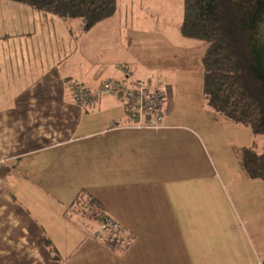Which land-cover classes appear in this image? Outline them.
<instances>
[{"label":"crops","instance_id":"1","mask_svg":"<svg viewBox=\"0 0 264 264\" xmlns=\"http://www.w3.org/2000/svg\"><path fill=\"white\" fill-rule=\"evenodd\" d=\"M9 1L0 0L8 19L0 17V264H256L264 257V179L250 178L241 161L244 148L262 150L263 138L211 112L228 126L225 155L210 130L181 121L175 70L189 61L201 67L204 44L199 55L186 45L173 77L153 80L155 70L123 46L128 30L96 28L122 0L85 30L79 21ZM112 35L123 50L108 58ZM88 36H98L88 40L98 54L78 43ZM123 61L126 72L115 66ZM139 78L167 94L157 129L133 126L114 93L78 104L69 87L72 80L94 90L105 80ZM204 140L220 171L204 154ZM81 192L128 233L123 247L107 249L91 234L99 219L71 209Z\"/></svg>","mask_w":264,"mask_h":264},{"label":"trees","instance_id":"2","mask_svg":"<svg viewBox=\"0 0 264 264\" xmlns=\"http://www.w3.org/2000/svg\"><path fill=\"white\" fill-rule=\"evenodd\" d=\"M12 1L77 20L84 30L111 16L117 7L116 0ZM179 32L204 44L201 69L206 105L264 140V0H182ZM241 161L250 178L264 179V145L260 152L244 148ZM71 208L99 222L103 215L100 203L82 192ZM122 230L124 245L129 235Z\"/></svg>","mask_w":264,"mask_h":264},{"label":"rangeland","instance_id":"3","mask_svg":"<svg viewBox=\"0 0 264 264\" xmlns=\"http://www.w3.org/2000/svg\"><path fill=\"white\" fill-rule=\"evenodd\" d=\"M2 1L3 4H9L7 2H10L9 0ZM122 2V4L121 1L119 2L120 7L116 12V15L112 18L110 17L111 19H108V21H103L105 23L102 22L99 25H96V28L100 29L102 26L116 30L123 28L125 32L128 30L127 35L124 34L121 36V38L125 37L123 46L126 49L129 48L130 50H133L134 53L137 52L142 61L149 64L152 69L155 70V73L159 76L156 75V77H153V80L161 77L162 73L166 75L164 76L166 77L164 80L173 77L169 71L171 67H173L174 63H180L179 60H175V56L187 51L186 45H189L188 49H192L193 53H198L197 55L201 52L199 44L202 43L200 41L184 38L177 31V23L179 22L178 19L181 18L182 15V0H122ZM0 17H2L1 19H3V21L8 20L6 16L3 18V15H1ZM138 32H140L142 40L137 42L135 39L136 33ZM91 37L98 36H88L79 39L78 43L83 42V48H89L94 54H98V48L94 45V43L88 42ZM111 38H113L112 43L106 46L108 58L118 56L119 49L123 50L121 45L116 44L117 36L112 35ZM118 39H120V36H118ZM64 41L71 40L64 39ZM195 44L197 45L196 47L194 46ZM145 48H149L157 56V58H148L144 54ZM103 49L104 47L102 46V50ZM126 49L124 51L125 53L127 52ZM166 54V57H161V55L165 56ZM118 63V65H115L117 69L122 63L124 65H129V63L125 61ZM196 63L198 64V62ZM182 64L186 65L185 69L181 72H177V69L175 70V73L178 74V76H176V79L178 80L176 103L178 107L182 106L184 109V113L181 115V121L186 122L187 124H200L204 126V128L210 130V133H213L214 137L217 139L220 150L227 155L230 153L229 149L232 148L228 141L230 136L228 135V126L224 125L222 121L214 119V116H217L213 114L217 113H214V111L206 105V102L200 93L202 69L200 66H193L192 61L182 62ZM139 79L148 80L147 78ZM83 85L87 87L84 83ZM152 85H154V83H152ZM198 132L203 137L201 131L198 130ZM204 136H206V134ZM206 140H204V148L206 150L204 151V154H208V156L212 158L214 172H217L218 170L220 171V165L216 159H214L215 155L213 150L209 144H207L208 142ZM201 167L202 166H200V168ZM197 170H199V164L197 166ZM204 171H206L205 168ZM220 174L222 175V172H220ZM220 181L221 187L227 185L224 184V180L222 178ZM224 208L225 206L221 204V214H224ZM91 222L94 223L95 220L91 219ZM99 223L97 227L99 226ZM91 234L96 236L94 234V230ZM101 236H104V234L102 233Z\"/></svg>","mask_w":264,"mask_h":264},{"label":"built area","instance_id":"4","mask_svg":"<svg viewBox=\"0 0 264 264\" xmlns=\"http://www.w3.org/2000/svg\"><path fill=\"white\" fill-rule=\"evenodd\" d=\"M127 71L126 65L118 66ZM74 100L78 104H88L94 96L102 92L114 93L122 102L131 124L138 128L161 127L165 114L167 94L163 86L154 84L149 80H130L128 82L106 80L101 82L94 90H90L80 81L69 82ZM122 228L108 215L103 214L94 234L102 238L105 247L109 249L120 248L124 234ZM104 236H101V234ZM256 264H264V257H258Z\"/></svg>","mask_w":264,"mask_h":264}]
</instances>
